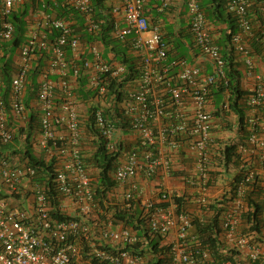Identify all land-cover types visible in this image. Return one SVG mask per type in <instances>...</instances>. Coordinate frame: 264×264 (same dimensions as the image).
<instances>
[{"label": "built area", "instance_id": "2783aa9c", "mask_svg": "<svg viewBox=\"0 0 264 264\" xmlns=\"http://www.w3.org/2000/svg\"><path fill=\"white\" fill-rule=\"evenodd\" d=\"M66 1L81 13V25L45 11L56 0H0V264H217L210 248L195 234L194 215L174 200V195L186 192L161 185L154 187L155 192H146L140 182L154 181L161 173L170 176L172 157L185 148L200 178L199 183L191 181L187 170L182 181L199 188L197 203L206 206L211 176L230 166L223 153L231 144H236L241 163L234 169L235 200L223 225L227 247L239 250V264L256 262L264 255L259 236L242 233V215L248 210L245 196L255 182L260 185L264 213V80L249 44L256 37V21L249 14L252 0H229V11L241 28L233 37V50L243 63V76L254 83L244 101L247 134H241L235 116L233 139L226 141L221 139L225 122L219 137L213 128L228 111L229 94L226 91L217 106L212 91L227 86V62L201 0H187L189 24L195 44L212 65L211 73L170 57L161 27L152 25L145 13L147 0H122L112 8L113 34L135 54L141 75L126 84L118 101L107 79L125 77L127 66L106 60L102 43H88L92 58L84 67L87 88L95 94L86 106L76 90L80 68L75 63L86 53L83 35H97L101 21L91 0ZM158 1L161 10L172 4V0ZM26 8V33L15 45L16 28L10 18ZM117 18L124 22L122 26ZM37 67L34 86L31 73ZM29 93L33 98L27 106ZM88 108H95L94 124L106 148L120 153L112 174L116 186L105 205L138 210L137 227L116 222L114 208L100 209L95 189L98 170L87 160L94 151L90 143L94 137L83 128ZM30 110L40 113L41 126L26 133ZM120 119L127 126L118 125ZM26 148L35 158L51 161L55 173L41 172L23 153ZM52 194L59 200V212L71 218L52 216ZM155 241L159 242L156 248Z\"/></svg>", "mask_w": 264, "mask_h": 264}, {"label": "trees", "instance_id": "16d2710c", "mask_svg": "<svg viewBox=\"0 0 264 264\" xmlns=\"http://www.w3.org/2000/svg\"><path fill=\"white\" fill-rule=\"evenodd\" d=\"M95 16L101 21V30L97 35L90 36V35H83V40L86 43L84 44V49L86 51L85 54L81 55V59L76 61V65L80 68V74L78 75L77 79L75 80V86H77V93L81 98V101L84 102L86 106L87 103L90 101L92 97H94V92L88 90V73L87 69L84 67L85 61L89 59L88 53V43L93 42H100L104 46L103 57L108 60L109 62H121L127 66V73L121 76L120 78H113L108 77V87L110 92H115L117 95V100L121 101L124 96V88H126V84L128 82H134L135 80L139 79L141 75V70L138 68L137 65V57L129 55L124 49L127 48L125 44H122L120 40H118L113 32L115 27V17L112 14V10L108 9L105 5V0H91ZM48 2V1H47ZM56 3H49L52 8H46L45 11L50 10L49 12L55 14L59 17L69 19V20H76L78 24L83 23V18L81 13L76 10L74 7H71L66 0H56ZM201 6L205 13L206 19L213 27H222L217 29L216 32L219 33V37L216 38L215 43L218 44L221 48L222 54L227 62L226 65V72H227V86H217L216 90L212 91V96H214L216 105L219 106L224 100V93L227 91L229 94L228 99V111L225 112L226 116L235 115L238 119V125L241 130V134L245 136L247 134L245 130V117L247 110L244 106L245 98L250 94V91L243 88V73L240 68V61H237L235 56V52L232 46V40L235 35L241 32V28L239 26V22L234 14L230 13L229 11V0H201ZM253 4L249 6V14L250 16L255 19L256 23H254L255 27V34L256 37L254 40L249 43L250 47L252 48L253 52L262 55L264 53V14L262 13L260 6L263 3L262 0H252ZM46 5V6H48ZM39 6V5H38ZM40 7V6H39ZM27 10L17 12L11 16V20L16 28V39L15 45L19 44L26 33L27 29V22L25 18L27 16ZM120 22V20H119ZM121 25V24H120ZM122 26V25H121ZM165 31V30H163ZM162 31V32H163ZM168 31V30H167ZM189 31L193 37L194 36L190 30L189 24ZM168 34L170 35L169 31ZM164 35V34H163ZM164 40L168 42L169 39L164 36ZM170 42H168L169 44ZM171 44V43H170ZM169 44V46H170ZM68 57L72 58V51L68 48ZM113 53L112 59H109L110 53ZM174 58V57H173ZM42 62V60H40ZM8 70V69H7ZM6 70V71H7ZM39 72L38 67L34 68L31 77L33 78L34 86L37 85L36 78L37 73ZM7 78L6 81H9V73L6 72ZM124 77V78H123ZM123 78V79H122ZM122 79V80H120ZM120 80V81H119ZM222 96V98H220ZM33 98V94L29 93L26 97V104L29 106L30 101ZM95 108H88V123L83 127L87 133L94 137L90 140L92 146H94V151L91 153L90 157L87 158L88 164L91 165L93 168L98 170L97 173V181L95 183L96 189V196L100 199V209L103 212L110 211L111 209L114 210L113 217L117 221H121L127 226H135L138 222H140V212L138 210H121L118 207H109L107 208L105 202L109 200V193L115 188L116 182L113 179V171L116 168L118 158L120 153H112L106 148V141L99 133L97 128L94 124V114ZM108 113V112H107ZM105 114V116H109V114ZM30 124L26 129V133H31L30 130L35 129L36 127H40L41 118L40 113L35 112L34 110H30ZM121 117V114H116ZM216 116L221 117L220 112H216ZM227 119H223L222 121H226ZM127 122L125 119H120V124L123 127L127 126ZM227 126L229 128L232 125L227 122ZM29 130V131H28ZM22 132H25V129H22ZM89 141H87V145L91 146ZM137 144L136 142L134 145ZM184 151L178 156L182 155L187 158L189 161V156H187L185 148ZM237 146L236 144H231L230 146L227 145L225 151L223 153L224 160L226 164L230 165L231 167H237L240 165L241 160L240 156L237 154ZM32 151L26 148V151L23 153L29 157L30 162L33 165H36L39 170L42 172L43 169L49 170L50 172L55 173V167L53 163L50 161L46 162L43 159L35 158ZM180 157V158H181ZM183 158V157H182ZM180 173V174H179ZM171 174L173 175H181L185 174L182 169H176L175 167L172 168ZM189 175V174H187ZM43 177L39 175L38 181H42ZM235 190L236 184H230V191L227 194H220L215 198H211L209 203L204 205H199L197 203L200 210L205 211L204 216H194V226H195V234H197L200 240L206 244L212 254L216 259L217 264H222L225 261H230L232 264H239L238 258L240 256L239 250L230 249L227 247L229 245L228 239L226 236V229L224 228V221L229 213V210L235 200ZM260 185L258 182H255L254 185L247 191L245 196V201L248 205V210L245 211L242 215V233L244 235L251 236L255 234L259 236L257 240L261 243H264V213H263V200L260 194ZM191 196L187 193L185 196H178L174 195V200L178 203L180 208H184L187 210V205L190 201ZM53 200V210L52 216L57 219H69L70 216L61 214L59 212V200L52 194ZM197 202V200H196ZM105 216V215H103ZM263 234V236H260ZM221 235L224 236L225 240L221 239ZM159 242L155 241V248L156 244ZM153 244V242H152ZM153 245V246H154ZM155 264H163L162 261H159ZM247 264H264V256L260 257L256 262H248Z\"/></svg>", "mask_w": 264, "mask_h": 264}, {"label": "crops", "instance_id": "0c3cea01", "mask_svg": "<svg viewBox=\"0 0 264 264\" xmlns=\"http://www.w3.org/2000/svg\"><path fill=\"white\" fill-rule=\"evenodd\" d=\"M122 4V0H105V5L108 9L112 10L115 6H120ZM161 3L158 0H147L145 4V13L148 16L150 23L152 25H158L161 27L163 34L167 37L168 42H170V57L171 58H184L189 63L195 64L203 68L206 72H212V65L210 61L200 52L197 46L194 43L193 37L189 31V16H188V8H187V0H172V4L169 8L165 10H161ZM120 18H122L120 16ZM120 20L121 25H123V21ZM224 29V26H221ZM221 27H213L215 37H219V33L216 32L215 29L219 31ZM170 35L168 34V31ZM127 48L123 49L131 56L135 57V54L131 52V50ZM256 55V53H254ZM113 53H110L109 59H112ZM240 68L243 70V63L240 62ZM256 70L261 74L264 80V53L262 55H256ZM254 81L253 78H243V87L247 90H250ZM224 119V118H223ZM221 119H218L213 131L215 137H219V131L222 129V123L224 122ZM226 124V122H225ZM181 156H173V167L176 169L189 170L188 178H192L191 181H195L199 183V174L196 172L193 166V159L190 157L189 161L183 155ZM226 166H223V172L221 174L214 173L210 179V187H209V197L215 198L227 189H230V184L233 182V178L235 175V167H229V169H225ZM180 174V173H179ZM183 177L181 175H166L165 173H161L159 177H157L154 181H142L141 185L145 186L146 192H152L156 185H161L163 189H175L177 191H185L187 189V193L191 196L190 201L187 205L188 212L192 213L194 216H204L205 211L200 210L197 206L196 196H198L199 188L196 186L184 185L182 181ZM140 185V186H141ZM155 192V191H153ZM264 247V243H262ZM264 256V255H263ZM248 263V262H247Z\"/></svg>", "mask_w": 264, "mask_h": 264}, {"label": "rangeland", "instance_id": "374dc122", "mask_svg": "<svg viewBox=\"0 0 264 264\" xmlns=\"http://www.w3.org/2000/svg\"><path fill=\"white\" fill-rule=\"evenodd\" d=\"M220 98H222V96H220ZM227 117H228L227 120H228L229 124L232 125V127H233V125L235 123L234 117L230 116V114ZM224 127L229 129V127H227V125ZM232 127L229 130L225 129L223 132H221V139H224V138H229L228 140L233 139V130H232L233 128ZM224 140L226 141V139H224ZM231 208H232V206H231Z\"/></svg>", "mask_w": 264, "mask_h": 264}, {"label": "clouds", "instance_id": "9594fccd", "mask_svg": "<svg viewBox=\"0 0 264 264\" xmlns=\"http://www.w3.org/2000/svg\"><path fill=\"white\" fill-rule=\"evenodd\" d=\"M94 37V36H93ZM194 43H195V41H194ZM196 45V44H195ZM197 46V45H196ZM197 48H198V46H197ZM199 49V48H198ZM200 50V49H199ZM104 52V51H103ZM201 52V51H200ZM92 58V56L89 54V59H91ZM178 59V58H177ZM180 59V58H179ZM181 59H184V58H181ZM184 60H186V59H184ZM187 61V60H186ZM188 62V61H187ZM189 63V62H188ZM191 64V63H190ZM211 64V63H210ZM193 65H195V64H193ZM196 66H198V65H196ZM200 67V66H199ZM31 79L33 80V78L31 77ZM30 116H31V114H30ZM230 116H233V117H235V115H230ZM225 117H226V115H225ZM224 117V118H225ZM222 122V121H221ZM224 122H226V125H227V122H228V120H226V121H224ZM229 127V126H228ZM233 128V127H232ZM230 167V166H229ZM225 169H229V168H225ZM185 173H186V171L185 170H183ZM181 175H183V174H181ZM263 257V256H262Z\"/></svg>", "mask_w": 264, "mask_h": 264}]
</instances>
